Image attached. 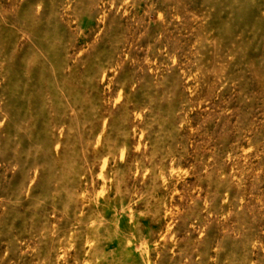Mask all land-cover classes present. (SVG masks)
Returning <instances> with one entry per match:
<instances>
[{
	"label": "rangeland",
	"instance_id": "rangeland-1",
	"mask_svg": "<svg viewBox=\"0 0 264 264\" xmlns=\"http://www.w3.org/2000/svg\"><path fill=\"white\" fill-rule=\"evenodd\" d=\"M0 264H264V0H0Z\"/></svg>",
	"mask_w": 264,
	"mask_h": 264
}]
</instances>
